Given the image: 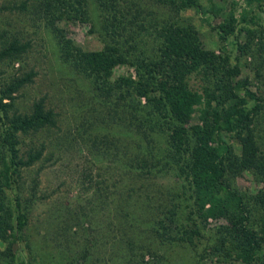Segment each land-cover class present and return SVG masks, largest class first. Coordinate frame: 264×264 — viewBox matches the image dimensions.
Returning a JSON list of instances; mask_svg holds the SVG:
<instances>
[{
	"label": "trees",
	"instance_id": "16d2710c",
	"mask_svg": "<svg viewBox=\"0 0 264 264\" xmlns=\"http://www.w3.org/2000/svg\"><path fill=\"white\" fill-rule=\"evenodd\" d=\"M242 1L245 8L237 17L234 0L0 2V17L20 14L32 27L50 30L61 63L94 85V120L114 121L123 133L117 139L121 149L108 136L88 135L96 169L110 172L102 164L107 161L119 172L99 182L102 174L93 177L89 169L84 177L91 189L87 212L81 219L66 218L65 213L52 219L44 242L53 241L61 254L72 253V246L81 252L60 264L97 258L90 228L101 210L107 213L102 264H151L145 257L153 259L168 246L188 250L194 264L206 259L264 264V151L256 133L264 99L252 91L251 77L242 74L245 57L264 54V0ZM191 15L209 17L204 22L218 37V54L204 45ZM217 18L221 21L213 26ZM147 20L154 27L149 32L155 44L151 53L139 43L148 32ZM6 24L0 25V262H15L13 248L23 244L20 252L28 264H36L37 257L44 264L49 262L45 247H34L25 232L34 210L47 199L39 194V175L53 153L46 157V144H34L33 138L56 128L58 114L45 98L33 101L29 112L18 110L19 92L37 73L21 69L32 41ZM77 24L87 25L88 33L101 39V47L84 49L70 39L68 28ZM227 45L238 55L232 57ZM15 65L18 72L6 79V68ZM117 68L127 72L115 78ZM192 76L201 82L198 88L191 86ZM195 116L198 123L193 124ZM26 138L31 141L22 150ZM155 139L163 146L160 153L152 146ZM37 164L26 180L25 171ZM168 172L180 190L155 185ZM245 172L262 184L255 195L235 185ZM209 219L226 223L207 236L200 225ZM87 222L90 226L82 229Z\"/></svg>",
	"mask_w": 264,
	"mask_h": 264
},
{
	"label": "rangeland",
	"instance_id": "374dc122",
	"mask_svg": "<svg viewBox=\"0 0 264 264\" xmlns=\"http://www.w3.org/2000/svg\"><path fill=\"white\" fill-rule=\"evenodd\" d=\"M2 1L3 0H0V2ZM234 1L238 3L235 11V16L237 17L241 9L245 8V5L242 0ZM230 5L228 4L227 9H230ZM260 16L264 22V12H262ZM91 17L93 22L95 17ZM101 18H98V21H100ZM206 18L209 17L191 15V20L199 30L204 45L207 46V48H214L217 50L216 40L218 37L216 33L211 30L208 23L204 22ZM220 21V18L212 19L211 23L215 26ZM7 22L20 29L23 32V36L32 41V49L27 54L21 69L23 72H28L33 69L34 72L37 73L33 79V83L24 87L19 92V98L16 102L18 110L22 113L29 112L33 101L45 98L46 104L58 114L56 128L40 132L33 138L34 144H39L41 142L46 144L47 151L45 156L47 157L49 153H53V159L50 162L44 163V168L39 175V194L43 197H47V199L40 203L34 210L32 219L25 233L34 247H45L43 249L46 252V256L49 257V262L47 263L45 261L46 263L44 262V264H60L62 259L70 260V258L74 256L73 254L78 255L81 252L78 250V247L72 246V253L61 254L55 250L53 241L48 243L44 242L47 235L51 234L52 229L50 231L47 230L50 228V223L53 221L52 219L56 218L59 213H65L66 218L72 215V217L76 218L78 216L81 219L84 215L83 212H87L89 206H87L86 200L91 194V189L89 191L87 190L84 177L89 174V169L93 177L97 174H102L100 180L96 178L99 182L109 176L115 177L119 172L116 164L107 161H104L102 164L104 167L109 168V170H111L110 172L107 173V171L96 169L94 166L96 162H94L95 160L93 159V154L96 151L93 150L91 142H87L88 135L91 136V138L93 136L102 138L103 136H108L112 139V143H115L113 146L119 147L120 143L117 139L121 140L123 133L121 127L116 126L114 121L110 122L109 120H105L99 123L97 120H94V116L97 115V111L91 108L94 105L93 103H95L91 101V96L94 94L92 91L94 85L88 80H83L81 76L61 63L60 59L56 56L58 48L55 45L56 43L49 29H45L44 25L32 27V22L26 20L23 15L16 13H4L1 15V27H7ZM35 25H39V23H35ZM145 26L148 27V32L144 31V36L139 38L140 48L151 53L152 49L155 47V44L152 42V35H150L154 27L150 25L148 20L145 22ZM96 27L101 28V23L97 24ZM88 28L89 27L84 24H77L75 27H69L68 37L84 49L100 48L102 43L101 39L94 35H90L88 33ZM227 48L232 51V53H230L232 57L238 55L231 45H227ZM218 53L217 50L216 54ZM245 63L242 74L251 77L253 83L252 91L256 92L259 97L264 99V54L262 56L256 53H254L253 56L249 55L245 57ZM17 69H19L18 65H15L13 69L6 68L4 77L7 79L10 75L17 73ZM126 72V68H117L115 70V78ZM131 72L130 70L129 73ZM256 74H258V78H256ZM200 83L198 78L191 77L190 84L192 87L198 88ZM87 118H89L88 122H86ZM197 121L195 116L192 123L196 124L198 123ZM257 121L256 133L261 138V148L264 151V110L260 112ZM88 126H90V128ZM93 128L96 130H93ZM155 140L158 141L152 143V146L156 153H160L163 150V146L159 142L160 139ZM30 141L31 140L27 138L24 140V144L21 146L22 150H25L26 145L29 144L28 142ZM119 149L121 148L119 147ZM37 168L38 164L32 170L25 171L24 177L26 180L33 177ZM111 172L113 173L110 174ZM96 179L94 180L96 181ZM177 183L178 182L170 172L155 181L156 186L162 189L167 187L170 191L180 190ZM235 185L240 191L247 192L250 195L257 194L262 188V184L257 183L248 172L243 173L241 177L237 178L235 180ZM183 211L185 212V209ZM100 213L101 215L97 216L98 220L92 221L94 223L90 228L95 231L93 232L91 230V234L95 240L94 250L99 261L96 257L92 258L97 264H102V256L105 255L104 253L107 249L106 245L103 243L107 234V213L106 210H101ZM83 219L91 220L88 217ZM181 222L183 223V221ZM225 223L226 222L223 220L209 219L205 224L200 225L203 229L202 234L208 236L213 229L220 225H225ZM89 226L87 222L82 229H87ZM202 243H204V240H202L201 245ZM22 245L23 244H19V247L15 246L13 248V250L18 253L15 262L7 263V261L5 262V260L2 259L0 264H28L24 256L25 254L23 255L20 252ZM1 250H4V247L1 246ZM41 251L43 250H40L39 253H42ZM91 261L92 260L86 261L85 264H91ZM145 261H152L151 264H194L195 260L188 250L168 246L165 247L162 253L158 254L153 259L147 255ZM36 264H41V262H39V257L36 259ZM204 264L218 263L206 259Z\"/></svg>",
	"mask_w": 264,
	"mask_h": 264
}]
</instances>
